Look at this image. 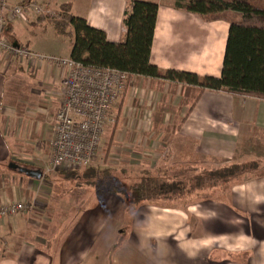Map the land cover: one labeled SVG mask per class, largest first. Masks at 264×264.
<instances>
[{"label": "crops", "instance_id": "1", "mask_svg": "<svg viewBox=\"0 0 264 264\" xmlns=\"http://www.w3.org/2000/svg\"><path fill=\"white\" fill-rule=\"evenodd\" d=\"M26 1L56 9L69 3L73 15L104 30L110 41H119L125 34L123 17L129 0H12ZM151 1L159 5L151 62L161 69L219 77L229 21L204 20L176 8L172 0ZM18 19L36 21L34 16ZM14 22L7 30L16 36ZM63 56H70V51ZM40 72L45 78L35 85L32 79ZM22 76H26L27 92L20 94L14 78ZM61 80L55 66L18 62L0 52V201L25 199L35 204L28 212L0 221L4 242L3 246L0 243V264H264V170L227 186L197 190L195 196L129 204L127 210L133 213L125 219H108L112 211L123 207L116 193L106 194L81 219L58 222L66 234L59 245L50 248L53 255L34 250L24 263L20 253L17 258L4 257L9 241L24 255L32 250L26 248L28 241L48 245L47 238L35 229L54 222L49 215L39 217L51 207L54 187L45 185V176L20 177L5 169L4 163L28 162L16 156V141H32V129H24L29 115H42L38 122L45 125L50 139ZM11 89L18 95L14 100ZM31 98L38 100L36 107L28 105ZM113 109L117 117L108 144L115 149L103 167L124 170L134 166L136 174L149 169L172 176L187 174V165L201 170L221 162L240 163L256 154L255 147L264 148L262 98L223 90L200 92L195 86L134 75ZM38 141L41 146L45 143V139ZM73 196L69 206L63 207L66 214L69 208H82L73 203ZM41 198L46 202H39ZM12 234L16 236L13 240L9 239Z\"/></svg>", "mask_w": 264, "mask_h": 264}, {"label": "trees", "instance_id": "2", "mask_svg": "<svg viewBox=\"0 0 264 264\" xmlns=\"http://www.w3.org/2000/svg\"><path fill=\"white\" fill-rule=\"evenodd\" d=\"M158 6L156 1L129 0L123 17L126 30L119 41H110L104 30L91 26L84 17L73 15L69 3L61 4L55 15L37 16L35 23L50 22L58 34L70 37V56L88 65L126 71L130 78L139 75L183 83L198 87L200 92L206 89L223 90L264 99L263 3L258 0H174L176 8L196 13L204 20L224 18L229 21L219 77L161 69L151 62ZM4 33L15 41L7 28ZM257 166V163L243 161L199 172L194 167L190 171L197 173L189 177L184 174H154V171L148 169L139 176L138 181L129 186L126 197L133 207L143 202L179 200L200 189L238 182L244 175L242 173L256 170ZM105 169L103 166L91 165L58 171L75 178L85 176L90 179L98 173H104ZM44 175L50 176L49 172ZM122 191L124 188L115 186L111 192L120 194Z\"/></svg>", "mask_w": 264, "mask_h": 264}, {"label": "built area", "instance_id": "3", "mask_svg": "<svg viewBox=\"0 0 264 264\" xmlns=\"http://www.w3.org/2000/svg\"><path fill=\"white\" fill-rule=\"evenodd\" d=\"M56 8L32 1L0 0V52L6 57L43 63L59 68L62 76L59 107L49 128V167L77 169L105 166L115 146L104 145V135L116 122L115 102L129 86L128 72L96 67L71 56L41 54L5 35L8 24L28 16L55 15ZM33 203L25 199L0 201V221L28 211Z\"/></svg>", "mask_w": 264, "mask_h": 264}, {"label": "rangeland", "instance_id": "4", "mask_svg": "<svg viewBox=\"0 0 264 264\" xmlns=\"http://www.w3.org/2000/svg\"><path fill=\"white\" fill-rule=\"evenodd\" d=\"M260 3L264 4V0H258ZM172 3H174V0H172ZM53 7L52 5H49ZM55 9V8H54ZM14 30L16 32V36L12 35L15 39H18L21 44L28 45L29 48L35 52L41 53V54H47V55H67L68 52L71 49V39L70 37L58 34L55 31L54 25L50 22H42V23H28L23 20H15L14 22ZM23 77V76H22ZM15 77V83L17 82V85H20L21 93H26L27 89L24 87L26 86L24 84L25 77ZM45 78L42 72H40L36 77H34L32 82L36 85L38 84V81H42ZM27 84V83H26ZM11 99L14 100V97L18 95H13V92L15 93V90L11 89ZM19 94V95H20ZM29 106L36 107V103H38V100H34L33 98L30 99ZM42 117L41 114H36L33 116H30L26 118V122L24 124V129L26 131H30L32 129V134L34 136H31L32 141L30 143H25L24 141H16L18 144L16 145V156L20 158V160H28V162L24 161H16L22 165H27L30 167L35 168H41L44 171V174L46 172H49L50 176H45L44 178L47 179L45 181L46 186L54 187L53 191V200L51 203V207L53 209H50L46 212L40 213L39 217L47 218L49 215L51 219L54 221L51 225L46 226L42 228L35 229L38 234H43L47 240L48 245H41L37 243L34 239L32 241H28L26 244V248L32 249L30 253L27 255H24L19 248H16V246L11 244L10 241L6 242V253L3 255L4 257H9L11 255V259L19 257V253L22 257V262L28 261L27 256L31 257V254L34 250L47 252H52L51 255L54 254V251L50 248H55L56 245H59L60 242L63 240L64 235L66 234V228L65 226L61 228L58 226V222L62 221L65 224H68L70 222L75 221L76 219H81L86 209L94 208L99 200L106 194L112 193V189L115 186L124 188V192L122 191L120 194H116L117 198L119 199V206H122L123 209L112 211L111 215L109 216V220H118V219H125L130 218V215H132L133 211H129L128 205L129 200L126 197V192H129V186L133 184L135 181H138L139 176L141 174H136L137 170L134 166L127 167L126 169L122 170L121 167H106L105 172L100 174L98 173L96 177H92L89 179V177H83V178H75L72 177V175H65L63 172L58 171L59 169H51L49 167V149H48V139L49 134L47 135L46 128L44 124H40L38 120H40ZM112 125H110L104 135V145H108L109 137L111 133ZM24 136V134H23ZM41 139H45V143L43 146H41L42 141H38ZM34 141V142H33ZM256 154L251 156L250 159H246L244 161L247 162H253L257 163V169H251L246 170L244 175L241 176V180H245L247 176L253 175L256 172L264 170V156L262 153H264V148L262 146L255 147L254 148ZM133 157V155H131ZM19 160V159H18ZM10 162V161H9ZM9 162L4 163V168L8 171L14 172V174L19 175L20 177L24 178H31L27 175L20 173L16 171L15 169H12L9 167ZM134 161L131 162L133 165ZM243 162V161H241ZM230 163L221 162L217 164L216 167L221 166H227ZM190 168H194V166H189L185 168V170L188 172L187 174H184L185 177L191 176V174L197 173V171H201L200 169H196L197 171H190ZM212 169V168H209ZM82 171V170H81ZM190 171V174H189ZM100 174V175H99ZM89 180L91 182H89ZM18 180H16L17 183ZM230 182L224 183L223 186L229 185ZM220 187V186H218ZM206 189V188H205ZM205 191L203 190L202 193ZM195 192H193V196ZM75 194V196H73ZM205 195V193L203 194ZM73 196V203L78 202L79 205H81L78 210L72 209L68 213H64L63 207L65 205L69 206L71 197ZM32 199V198H31ZM58 199H61V201H57ZM34 201V200H33ZM57 201V202H54ZM32 202V200H30ZM39 202H46L44 198H41ZM51 202V201H50ZM33 207H34V202ZM55 204L57 205V208H55ZM39 205V204H38ZM40 207V206H38ZM28 212V211H27ZM41 212V211H40ZM47 213V214H46ZM19 214V213H18ZM17 214V215H18ZM36 214V212L31 213ZM125 214V216H123ZM16 215V216H17ZM47 215V216H46ZM15 216V217H16ZM35 217V216H33ZM40 218V219H41ZM37 226V225H36ZM35 226V227H36ZM58 231V232H57ZM16 236H11L9 239H15ZM32 238V237H31ZM0 243L3 246L4 242L0 239ZM11 253V254H10ZM26 253V252H25Z\"/></svg>", "mask_w": 264, "mask_h": 264}, {"label": "water", "instance_id": "5", "mask_svg": "<svg viewBox=\"0 0 264 264\" xmlns=\"http://www.w3.org/2000/svg\"><path fill=\"white\" fill-rule=\"evenodd\" d=\"M15 45H17V42H15ZM9 167L31 178L41 179L44 176V171L41 168L22 165L16 161L10 162Z\"/></svg>", "mask_w": 264, "mask_h": 264}]
</instances>
